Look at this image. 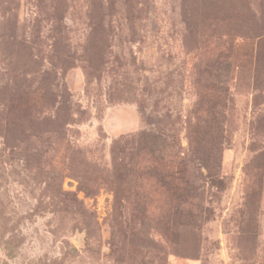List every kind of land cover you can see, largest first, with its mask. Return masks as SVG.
Here are the masks:
<instances>
[{
    "label": "rangeland",
    "instance_id": "rangeland-1",
    "mask_svg": "<svg viewBox=\"0 0 264 264\" xmlns=\"http://www.w3.org/2000/svg\"><path fill=\"white\" fill-rule=\"evenodd\" d=\"M0 264H264V0H0Z\"/></svg>",
    "mask_w": 264,
    "mask_h": 264
}]
</instances>
